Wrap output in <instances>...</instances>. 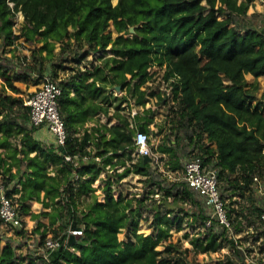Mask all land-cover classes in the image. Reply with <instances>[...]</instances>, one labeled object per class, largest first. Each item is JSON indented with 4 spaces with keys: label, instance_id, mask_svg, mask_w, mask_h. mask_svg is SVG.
Instances as JSON below:
<instances>
[{
    "label": "trees",
    "instance_id": "1",
    "mask_svg": "<svg viewBox=\"0 0 264 264\" xmlns=\"http://www.w3.org/2000/svg\"><path fill=\"white\" fill-rule=\"evenodd\" d=\"M250 1L0 0L1 54L14 52L19 44L28 50L0 54V188L22 217L16 234L26 232L23 217L29 214L39 246L49 233L61 241L47 250V257L32 256L18 253L9 238L1 245L0 236V264H193L189 249L169 238L173 223L177 230L184 223L197 228L198 237L192 239L197 252L227 244L230 252L216 264L255 263L247 261L248 247L233 237L241 225L251 226V240H258L264 251V196L254 181L256 176L264 185V106L257 98L258 78L264 82V31L244 21ZM19 12L23 21L15 29ZM96 52L102 53L82 68L79 62ZM154 66L165 67V81L176 78L169 82L172 125L155 150L168 156L172 170L183 172L186 160L195 156L217 169L230 228L215 219L206 226L211 211L205 197L185 180L168 179L151 160L132 161L133 135L149 131L153 108H144V125L134 131L129 118L138 114H123L120 106L132 98L139 106L149 98L156 99L153 107L166 103L160 91L143 87ZM66 68L61 78L59 70ZM45 75L61 87L57 103L67 132L62 146L34 136L38 127L30 123L27 97L15 84H38ZM115 86L125 93L114 97L115 109L109 113L105 103L112 94L107 89ZM82 105L91 118L103 113L116 123H97L77 135L72 123L79 117L72 112ZM112 158L124 169L113 168L99 180V197L100 185L93 183ZM131 173L140 174L148 188L137 197L117 187ZM32 201L42 210L33 212ZM144 212L151 215L149 233L138 232ZM70 226L82 229L72 244ZM123 229L126 236L120 239Z\"/></svg>",
    "mask_w": 264,
    "mask_h": 264
},
{
    "label": "rangeland",
    "instance_id": "2",
    "mask_svg": "<svg viewBox=\"0 0 264 264\" xmlns=\"http://www.w3.org/2000/svg\"><path fill=\"white\" fill-rule=\"evenodd\" d=\"M117 0H112V3H116ZM220 17H223V13L218 14ZM23 21V15L22 13H18L17 16L15 17V29L18 28V26L20 25V23ZM244 21L248 24V25H252L258 29H261L264 31V0H251L249 3V7L247 10L246 15L244 16ZM8 50L7 48H5V51ZM28 53V50L26 47H23L22 44L17 45V49L14 52L11 51H6L3 52V54H1V50H0V54L2 56H9L10 54H14V55H18V54H22V53ZM102 52H96L94 54H90L88 55L84 60L80 61V66L83 68L85 65L88 64V62L92 59V57H98ZM105 55H110V51H107L104 53ZM100 62L101 60H97L96 62ZM66 64V63H65ZM67 67H69L70 65H74V63H68L66 64ZM89 65V64H88ZM61 73L63 72L62 75H66V73L69 72V69L66 68L64 70H59ZM165 71V67H159V66H154L151 69V80L149 84H146V86L143 87H148V89H156L158 91L161 92V94L164 97H168L167 101L165 104H161L158 105L156 107H153V105H155L156 103V99L155 98H149L148 101L145 103V105H143L145 108L151 106L153 108V112L151 113L152 115V122H150L149 124V131L148 134H150V141L154 138V135L156 134L157 131H160L159 129L161 128L163 131L162 133L164 135H166L167 133H169L170 131V127L172 125V120H173V116H172V112L169 110V105L173 104L174 102L172 101V94L169 93L170 92V87H169V82L165 81L164 77H163V73ZM60 75V73H59ZM246 78L248 79V81H253V76L250 74L246 75ZM176 78H173L172 80H174ZM259 83L261 81H263L262 77L258 78ZM41 82V81H40ZM40 82L38 84H40ZM21 87L22 93L25 97H27L28 95H30V93H32L34 91V89L37 88V85L34 87V85H29V86H24L23 82L22 84H18ZM148 85V86H147ZM112 92L116 95H124L125 90H121L120 88L117 89V87H112L111 88ZM118 96V97H119ZM257 98H258V103H260L261 105L264 106V84L260 83V87L257 91ZM123 105H125L123 107L124 109V114L129 113L130 112V116L134 115L136 113H138L140 111V106L134 103V98H132L130 101L128 102H124L122 103ZM147 106V107H146ZM126 107V108H125ZM134 108L136 109V113L132 114L131 113V109ZM140 113V112H139ZM132 117V116H131ZM131 121L133 118H129ZM159 122L160 123V127L158 129H156V123L154 124V122ZM134 127V126H133ZM136 130V128H134V131ZM162 140V135L161 138ZM152 147V146H151ZM154 152H156L155 149H152ZM166 156V160H168V156ZM163 156H160L159 159H161ZM186 157H184V161H185ZM166 160L164 163V168H166ZM157 167H159L157 164H155ZM156 167V168H157ZM158 170V168H157ZM159 171V170H158ZM177 176H179V178H181L183 176V172L178 171L176 173ZM168 178V177H167ZM177 179V178H175ZM98 185H100L98 187ZM93 186L98 187L96 193L99 195V197L103 196V188L101 187L102 185L100 184V182L98 180H96L93 183ZM118 189L122 191V193H124V195L127 196H135L137 197L139 194H141L143 192V190H147V187H144L142 181H141V177L140 176H135V175H128L126 178L122 179L118 185H117ZM156 198H158V194L155 195ZM90 197L87 199L89 200ZM31 206V210L33 212H39L40 210H42L41 204L39 203H32ZM48 209V208H46ZM146 214V213H145ZM146 217L148 218V220L151 219V215L150 214H146ZM23 219L25 220V229L26 232L23 233L22 235H18L15 232V227H12L8 224H4L1 223L0 224V236L2 237V241H1V245H4L5 240L6 239H10L11 242L13 243V245L16 247L17 252L20 254H29L32 256H36V255H43L45 256V250L38 245V237L37 234L33 233L31 231V229L34 227L35 225V221L30 219L29 214L25 215L23 217ZM48 216H43L42 220L47 223L48 222ZM58 223V222H57ZM56 223V224H57ZM138 232H143V233H148L150 232V228L148 227V223L147 221H143V223L141 225H139L138 227ZM185 234H187L185 236ZM51 235L50 233L48 234V236ZM170 237L171 239H176L179 241V244L181 246V248H188L189 249V253H188V258L191 259V261L193 262V264H216V261L218 259H222L224 258V256L230 252V249L228 247L227 244H225V246L218 248L216 251H208V252H197L196 249L193 248V243H192V239L198 237V230L197 228H192L188 225H185L182 229L177 230L175 227V223L170 225ZM126 233H125V229H123L119 234L118 237L120 239L125 238ZM249 238V237H248ZM166 242V241H163ZM251 244H245V246H248ZM163 246H158L157 248H162ZM253 255V257H250L251 261L253 260H257L255 259V257H258L259 255L256 254H251ZM197 261V262H196ZM196 262V263H195Z\"/></svg>",
    "mask_w": 264,
    "mask_h": 264
},
{
    "label": "built area",
    "instance_id": "3",
    "mask_svg": "<svg viewBox=\"0 0 264 264\" xmlns=\"http://www.w3.org/2000/svg\"><path fill=\"white\" fill-rule=\"evenodd\" d=\"M173 78H169L167 82H170ZM61 93V87L48 75H45L38 87L27 96L26 103L30 107V123L34 126H44L55 138L56 145H64L67 132L65 123L60 115L57 103V97ZM131 113H136V109L132 108ZM133 155L143 158L148 156L151 158L153 164L159 163V156L152 150L150 143V134L142 130H136L133 135ZM66 160H71V156L64 155ZM74 164L77 165V161L74 160ZM77 177V175H75ZM189 185L199 190L205 197V202L209 207L211 214L206 219V226L210 225L212 219L217 220L219 224L225 225L230 228V222L227 216V208L225 201L220 197L218 190V172L214 167H206L202 163L200 156L192 157L186 160L183 170V176L181 177ZM254 181L257 182L258 192L264 196V185L258 177H254ZM0 217L2 223L8 224L12 227L22 226L21 218L16 210L15 202L6 195L3 188H0ZM261 220L264 221V211L261 213ZM82 235L81 228L67 229V238L69 235ZM61 244L59 238H53L51 235L45 239L44 246L45 257L48 256V251H52L58 248ZM254 263V262H252ZM254 264H264L262 261H255Z\"/></svg>",
    "mask_w": 264,
    "mask_h": 264
},
{
    "label": "crops",
    "instance_id": "4",
    "mask_svg": "<svg viewBox=\"0 0 264 264\" xmlns=\"http://www.w3.org/2000/svg\"><path fill=\"white\" fill-rule=\"evenodd\" d=\"M88 66V64H87ZM60 73V77L61 78H64L65 75H62L63 72ZM68 74V73H66ZM261 84L264 82L261 81L260 82ZM15 84L20 87L18 84H22V82H15ZM24 86H29V85H34V87L39 84H36V83H32V82H29V83H23ZM116 87V86H115ZM21 88V87H20ZM36 88V87H35ZM35 90V89H34ZM108 90V94H112V100L111 102L108 104V103H105V105H109V113H112L114 111V107H115V103L117 102V100L114 98V97H118L119 95H116L112 92V90L110 89V87L107 89ZM71 95H74V91L71 92ZM122 95H120L119 97H121ZM118 97V98H119ZM100 100V99H99ZM98 100V101H99ZM89 101H87V103H85L84 106H86L88 104ZM101 102V101H99ZM163 105V104H162ZM83 105L82 106H77L76 109L72 112V114L74 115H77V117L79 118H75V120H73V123H72V129L76 131V134L77 135H81L85 130L89 131L92 127L96 126L97 123H108V125L112 124V123H116V120L115 118H108L105 114L103 113H99V114H95L92 118H91V114L89 113V111H83ZM125 105L121 104L120 106V112L123 113L124 112V107ZM147 107V106H146ZM126 108V107H125ZM144 106H140V113L138 112V118H134L132 121H131V124L136 128L138 129L140 126H143L144 125V122H145V113H144ZM124 114V113H123ZM126 114V113H125ZM132 116V115H131ZM130 116V117H131ZM156 123V129H158L160 127V123L159 122H154V124ZM160 131H157L156 134L154 135V138L150 141L151 143V146H152V149H156L157 148V145L159 143H161L164 139V134L162 133V129L160 128L159 129ZM146 132V131H145ZM148 133V132H147ZM161 135H162V140L160 139L161 138ZM34 136L39 139L40 141H43L45 143H55V138L53 137V135L48 131V129L44 126H41V127H38L35 132H34ZM92 146H88V149H91ZM157 155L159 156H163L161 159H159V163L157 164L159 167L158 170L160 172H162V174L165 176V177H168V179L170 180H174L175 178L179 179V176L176 175V173L178 172L177 170H172L170 168H168V166L166 168H164V163H165V160H166V154L164 153H161L159 151H156ZM132 157H133V160L132 161H135V159H137L136 156L133 155L132 153ZM84 159L87 160V156H84ZM97 160L99 161H104V159H100V157H96ZM116 158H112L110 159L108 162L105 163V168L100 172L97 180L99 181L101 178H104L106 176V174L108 173H111L113 168H116V170L118 172H121L123 169H124V166L121 165V164H118V165H114V161H115ZM167 162V160H166ZM131 163L130 160H126V165H129ZM14 169V168H13ZM129 175H135V176H140V174H136V173H131ZM127 176L123 177L122 179L126 178ZM261 181V180H260ZM256 185V190L258 192V183L256 182L255 183ZM259 193V192H258ZM260 194V193H259ZM36 201H32L30 203V205H32V203H34ZM38 203V202H36ZM40 204V203H39ZM146 212L142 213L141 217H140V223L139 225H141L143 223V221H147L148 223V227H149V222L150 220H148V218L146 217ZM187 225L186 223L183 224V227ZM150 228V227H149ZM252 231V227L251 226H246L245 224L241 225V229L236 232L234 234V238L237 239V241L240 243L241 247L245 248V247H248V250H245V253H246V257H247V261L248 262H255V260L251 261L250 257H253V255H251L252 253L253 254H256V255H259L258 257H255V259H257L256 261H258V258L259 257H262L261 260L264 259V251L260 252L259 250V241H252L251 240V235L248 233V232H251ZM149 233V232H148ZM249 237V238H248ZM245 244H251V245H248V246H245Z\"/></svg>",
    "mask_w": 264,
    "mask_h": 264
},
{
    "label": "water",
    "instance_id": "5",
    "mask_svg": "<svg viewBox=\"0 0 264 264\" xmlns=\"http://www.w3.org/2000/svg\"><path fill=\"white\" fill-rule=\"evenodd\" d=\"M129 30H130V32H133L134 31V27L133 26H130L129 27ZM116 87H117V89L120 88L119 86H116ZM143 159H145V160H151V158L148 157V156H144ZM76 238H77V235H73V234L69 235V237H68V243L69 244H72L76 240Z\"/></svg>",
    "mask_w": 264,
    "mask_h": 264
}]
</instances>
